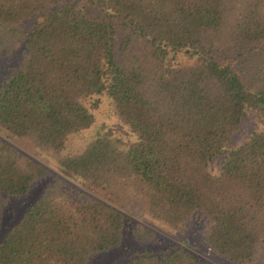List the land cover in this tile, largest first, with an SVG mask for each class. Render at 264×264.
Listing matches in <instances>:
<instances>
[{
  "label": "trees",
  "instance_id": "trees-1",
  "mask_svg": "<svg viewBox=\"0 0 264 264\" xmlns=\"http://www.w3.org/2000/svg\"><path fill=\"white\" fill-rule=\"evenodd\" d=\"M0 61V264H264V0H0Z\"/></svg>",
  "mask_w": 264,
  "mask_h": 264
},
{
  "label": "rangeland",
  "instance_id": "rangeland-1",
  "mask_svg": "<svg viewBox=\"0 0 264 264\" xmlns=\"http://www.w3.org/2000/svg\"><path fill=\"white\" fill-rule=\"evenodd\" d=\"M3 38L5 39V44L7 45L8 50H13V48L17 45L15 39L12 37L11 32H7ZM250 57V61L245 63V67L250 68L252 71H255V67L253 65L255 58L261 57V55L254 54ZM248 61V60H247ZM3 77V69L1 68V61H0V80ZM251 126H253V120L252 119H246L243 123L242 130H247ZM96 129V128H95ZM94 129L91 131H87L82 135H77L71 139L69 142L68 148L74 149L78 146H80L85 140L88 139V137L91 135V133H94ZM242 133V132H241ZM239 136L242 134H238ZM36 192L29 193L28 195H25L20 198H13L10 199L9 204L7 205V209L5 211V222L10 223L14 219L18 217V215L25 209V207L33 200L35 197ZM1 237V236H0ZM178 239H184L185 241L190 242L193 245L201 246L202 249H206L202 246V239L201 234L198 231L191 230L187 232L186 234H180L178 236H170L164 233V235H160L159 238L152 244L153 249H161L164 246L170 244L173 240ZM139 247L138 243L133 242L128 238L125 240L121 246L106 251L104 253L96 255L91 264H115L123 259H125L130 253H132L135 249ZM208 250V249H206ZM261 260H257L256 262H253L251 264H261Z\"/></svg>",
  "mask_w": 264,
  "mask_h": 264
}]
</instances>
